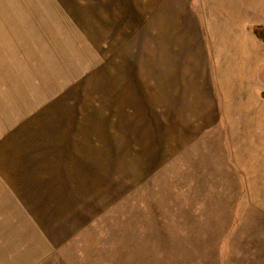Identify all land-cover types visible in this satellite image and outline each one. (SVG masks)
Masks as SVG:
<instances>
[{
	"label": "crops",
	"instance_id": "1",
	"mask_svg": "<svg viewBox=\"0 0 264 264\" xmlns=\"http://www.w3.org/2000/svg\"><path fill=\"white\" fill-rule=\"evenodd\" d=\"M134 11L127 99L97 93L111 84L113 8L17 12L26 28L0 29V264L58 261L105 212L119 160H134L138 181L192 160L180 178L200 198L197 223L223 197L231 228L264 214V0H134Z\"/></svg>",
	"mask_w": 264,
	"mask_h": 264
},
{
	"label": "rangeland",
	"instance_id": "2",
	"mask_svg": "<svg viewBox=\"0 0 264 264\" xmlns=\"http://www.w3.org/2000/svg\"><path fill=\"white\" fill-rule=\"evenodd\" d=\"M136 6L145 19V6ZM92 7L113 8L120 27L101 48L104 77L111 84L97 87V93L134 98V27L139 28L134 0H0V29L26 28L22 24L28 20L13 17L17 12L32 16L52 12L71 19L73 13ZM97 103L105 108L113 102ZM120 162L116 172L123 171V179L116 190L108 191L105 212L54 264H264V214L254 213L250 226L247 222L245 227L231 228L229 199L223 197L217 202L219 215L214 207L211 216L201 215L202 220L195 222L200 198L192 196L193 181L180 178L181 173L195 171L192 160L155 166L154 176L147 181L134 179V160Z\"/></svg>",
	"mask_w": 264,
	"mask_h": 264
},
{
	"label": "trees",
	"instance_id": "3",
	"mask_svg": "<svg viewBox=\"0 0 264 264\" xmlns=\"http://www.w3.org/2000/svg\"><path fill=\"white\" fill-rule=\"evenodd\" d=\"M260 28L256 27V30H259ZM261 31V30H260Z\"/></svg>",
	"mask_w": 264,
	"mask_h": 264
}]
</instances>
